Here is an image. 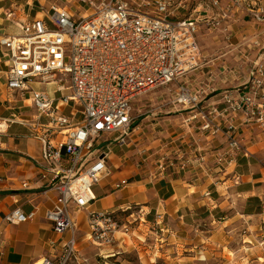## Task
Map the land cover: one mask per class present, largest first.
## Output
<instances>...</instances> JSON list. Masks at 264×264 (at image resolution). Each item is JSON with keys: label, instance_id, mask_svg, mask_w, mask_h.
<instances>
[{"label": "built area", "instance_id": "obj_1", "mask_svg": "<svg viewBox=\"0 0 264 264\" xmlns=\"http://www.w3.org/2000/svg\"><path fill=\"white\" fill-rule=\"evenodd\" d=\"M192 2L197 3L190 9ZM69 4L53 6L43 18L27 21L20 36L0 39L9 62L8 87L29 92L39 116L50 120L45 129L61 135L57 142L48 133L41 137L46 164L42 178L51 173L57 180V197L45 219L61 242L58 250L53 242L54 251L36 264H69L81 257L80 239L105 248L117 242L118 233L129 232L134 207L91 210V189L109 175L113 149L132 147V107L144 93L177 83L174 103L187 112L185 125L224 137L227 147L217 161L228 167H236L240 156L253 157L240 138L237 117L264 132V63L253 62L246 83L223 94L222 109L205 103L203 92L182 82L204 65L201 29L224 33L230 42L231 18L246 14L255 26L264 25L260 0H69ZM79 9L85 11L77 13ZM33 81L54 83L57 92L71 93L55 100L34 90ZM70 105L68 116L64 109ZM135 156L137 169L151 167V179L164 177L179 168L176 161L184 160L145 147L137 148ZM129 184L123 179L113 188L119 191ZM82 211L86 229L79 218ZM34 215L17 208L4 220L20 225Z\"/></svg>", "mask_w": 264, "mask_h": 264}, {"label": "crops", "instance_id": "obj_2", "mask_svg": "<svg viewBox=\"0 0 264 264\" xmlns=\"http://www.w3.org/2000/svg\"><path fill=\"white\" fill-rule=\"evenodd\" d=\"M260 3L264 4V0ZM53 6L71 5L69 0H0V39L20 36L27 21L43 18ZM228 30L230 42L226 41L224 33L206 31L198 36L203 52L210 56L200 70L182 80L194 92H203L205 103L219 109L224 107L225 92L246 83L250 65L257 60L264 63V25L255 26L250 16L241 14L230 19ZM204 43L207 45L203 46ZM8 70V58L0 45V125L5 127L0 130V264H36L54 251L53 242H56L55 250L61 242L52 224L45 219L57 197V180L51 173L42 178L46 164L42 160L41 141L45 133L55 142L61 135L45 129L50 120L39 116L29 92L8 87ZM211 88L216 91L212 92ZM36 91L45 92L55 100L61 98L56 96L59 94L56 89L52 94ZM184 110L178 108L162 117L151 112L135 119L132 147L113 149L108 159L109 175L91 189L94 199L91 210L134 207L135 214L129 220L135 222V216L141 217L135 230L139 241L147 233L153 234L149 229L157 215L167 220H164L163 238L159 237L155 246L160 247L157 255L166 258L170 252L180 251L187 242H190L187 246H193L196 239L188 240L183 234L201 220L224 225L231 220L229 214L237 203L243 205L244 215L264 211V132L246 123L243 117H237L238 133L253 157L240 156L236 167H228L217 161L227 147L224 137L206 135L197 125H185L187 112ZM139 147L175 160L184 156V160L176 161L179 168L172 169L164 177L151 179V167H135V153ZM123 179H129L130 184L115 191L114 184ZM96 201L102 204L98 209L93 208ZM17 208L26 215L34 213V218L20 225L7 223L5 216ZM84 213H79V218ZM82 226L86 229L85 221ZM120 235L124 234L118 233L117 242L102 248L99 256L106 253L103 259L114 258L117 249L129 252L130 245ZM129 240L133 245V240ZM84 245L82 238L79 248L85 250ZM144 249L145 252L137 250L141 264H144L143 255L149 252ZM80 256L69 264H101L96 256L87 257L81 252Z\"/></svg>", "mask_w": 264, "mask_h": 264}, {"label": "rangeland", "instance_id": "obj_3", "mask_svg": "<svg viewBox=\"0 0 264 264\" xmlns=\"http://www.w3.org/2000/svg\"><path fill=\"white\" fill-rule=\"evenodd\" d=\"M196 3L192 2L190 9L194 8ZM80 11L84 12L85 9H79L77 13ZM181 12L178 14L181 15ZM206 31L216 33L215 31L202 28L198 36L201 33L205 34L203 32ZM199 39L201 40V38ZM204 45L207 44L204 43ZM202 53L203 60L210 56L208 53H204L203 49ZM31 85L34 90H44L51 94L54 89H57V85L54 83L41 84L33 81ZM65 86H69V83L66 82ZM177 86V83H172L167 87L153 89L141 95L133 104V119H138L139 116H144L151 112H156L162 117L166 116L169 111L182 108L174 103ZM70 93V90H65L59 92L56 96L63 97ZM75 107L77 108V106ZM71 109L72 105L67 109L66 114L68 116H70ZM79 119L80 116L76 120ZM117 196L119 197L120 195ZM101 205V202L96 201L93 203V208L98 209ZM85 215L86 213L81 216L82 223L85 221ZM229 216L231 220H227L228 222L224 225L214 223L208 219L197 222L194 228L188 229L183 234V237L188 240L190 238L196 239V241L192 242L193 246H187L190 245V242L185 243L186 246H183L180 251L170 252V258L157 255L160 247L157 246L155 248L156 244L159 243V237L163 238L162 230L165 226V221H167L164 218L159 219L158 215L149 229L153 232L152 235L147 233L148 235L139 241L137 234H135V230L139 227L141 221V217L138 216H135L137 221L133 222L127 235H120L121 239H125L127 244L130 245L127 249L129 252H123L124 249H117L115 251L116 257L103 259L102 257L106 253L103 254L104 256H99L103 250L102 248L85 244V250L79 249L82 255L85 254L87 257L90 255L96 256V261L101 264H141L137 254L138 248L144 252L146 251L144 248L149 250L146 256L143 255L144 264H236L237 262L240 264H264V211L256 215H244L243 205L237 203ZM82 228L84 227L82 226ZM129 239L133 240V245H131L132 242ZM133 248L135 250H131Z\"/></svg>", "mask_w": 264, "mask_h": 264}, {"label": "trees", "instance_id": "obj_4", "mask_svg": "<svg viewBox=\"0 0 264 264\" xmlns=\"http://www.w3.org/2000/svg\"><path fill=\"white\" fill-rule=\"evenodd\" d=\"M254 199H255L256 202H259V199L258 198H254ZM250 200H252V199H250Z\"/></svg>", "mask_w": 264, "mask_h": 264}]
</instances>
